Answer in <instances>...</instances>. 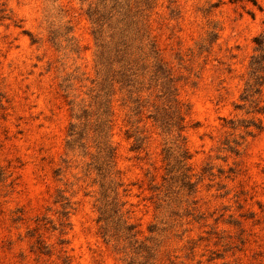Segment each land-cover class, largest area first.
<instances>
[{
	"label": "rangeland",
	"instance_id": "374dc122",
	"mask_svg": "<svg viewBox=\"0 0 264 264\" xmlns=\"http://www.w3.org/2000/svg\"><path fill=\"white\" fill-rule=\"evenodd\" d=\"M103 4L0 0V264H264V113L237 107L264 0L119 1L131 19L143 10L172 73L195 185L169 183L163 149L176 134L150 117L158 89H145L136 110L116 86L109 138L131 239L104 236L90 165L98 48L89 11ZM73 124L86 148H69Z\"/></svg>",
	"mask_w": 264,
	"mask_h": 264
},
{
	"label": "trees",
	"instance_id": "16d2710c",
	"mask_svg": "<svg viewBox=\"0 0 264 264\" xmlns=\"http://www.w3.org/2000/svg\"><path fill=\"white\" fill-rule=\"evenodd\" d=\"M113 1L115 5H110ZM120 0H101L102 9L95 8L89 11L94 25L93 34L97 44V75L98 80L93 94L92 104L96 107L95 144L96 153L92 155L90 163L97 172L100 184L99 220L103 223L104 236L111 237L119 233L128 238H134L136 232L123 211L125 203L121 199L120 187L122 183L116 178L115 151L110 142L112 96L119 86L126 90L130 102L135 109L142 105V93L145 89L157 88V97L162 106L156 107L150 117L156 121L168 138L163 149L164 159L167 162L169 183L180 182L182 186L193 191L194 183L191 181L188 160L189 151L185 144L184 116L177 98V87L171 71L166 67L154 40L151 39L148 29L141 22L143 10L138 9L135 18L131 19L132 8L125 9ZM150 2H148V6ZM257 44L256 54L252 56L247 84L241 96L243 104L254 108L248 112L264 113V105H260L259 96L264 91V34L255 38ZM145 84H148L146 87ZM76 114L78 120L82 119ZM260 128V126H257ZM71 138L68 142L70 149L85 147L82 143L83 134L77 130V125L71 128ZM66 199V198H65ZM69 202L63 205V213H69Z\"/></svg>",
	"mask_w": 264,
	"mask_h": 264
}]
</instances>
